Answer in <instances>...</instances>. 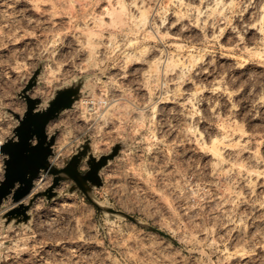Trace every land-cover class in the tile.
I'll use <instances>...</instances> for the list:
<instances>
[{"label": "rangeland", "instance_id": "obj_1", "mask_svg": "<svg viewBox=\"0 0 264 264\" xmlns=\"http://www.w3.org/2000/svg\"><path fill=\"white\" fill-rule=\"evenodd\" d=\"M40 63L45 102L86 77L52 162L126 142L95 195L144 225L63 183L0 216V264H264V0H0V145Z\"/></svg>", "mask_w": 264, "mask_h": 264}, {"label": "water", "instance_id": "obj_2", "mask_svg": "<svg viewBox=\"0 0 264 264\" xmlns=\"http://www.w3.org/2000/svg\"><path fill=\"white\" fill-rule=\"evenodd\" d=\"M43 64L34 71L18 97L25 101V111L20 114L7 109L17 124L12 135L0 145L3 162V175L0 180V208L10 202L12 205L3 213L5 224H28L30 210L39 198L48 201L59 195L58 189L63 183H71L68 192L78 191L97 209L99 219L101 212L113 220L115 217L127 218L144 225L132 215L101 202L95 195V189L103 185L102 170L123 150L126 142L113 145L111 151L100 156L93 151L92 140L86 139L77 148L63 167L52 162L58 132L49 133L50 123L57 120L65 111L75 108L84 96L86 77H80L71 84L55 89L54 96L47 102L41 97H33L30 92L39 82ZM86 165L87 169L83 166ZM51 176L50 185L41 191H35L36 181Z\"/></svg>", "mask_w": 264, "mask_h": 264}, {"label": "built area", "instance_id": "obj_3", "mask_svg": "<svg viewBox=\"0 0 264 264\" xmlns=\"http://www.w3.org/2000/svg\"><path fill=\"white\" fill-rule=\"evenodd\" d=\"M0 158H2V156H0ZM0 170H1V174L3 175V162L2 165L0 166ZM2 178H0L1 180ZM10 206H8L7 204H4L2 208H0V216L3 215V213L9 208Z\"/></svg>", "mask_w": 264, "mask_h": 264}, {"label": "bare ground", "instance_id": "obj_4", "mask_svg": "<svg viewBox=\"0 0 264 264\" xmlns=\"http://www.w3.org/2000/svg\"><path fill=\"white\" fill-rule=\"evenodd\" d=\"M49 82V81H48ZM45 91V90H44ZM4 143V142H3ZM2 143V144H3ZM41 186H43V183L41 182V180L39 179L38 181H37V185H36V188H35V191H38V189L39 188H41Z\"/></svg>", "mask_w": 264, "mask_h": 264}]
</instances>
